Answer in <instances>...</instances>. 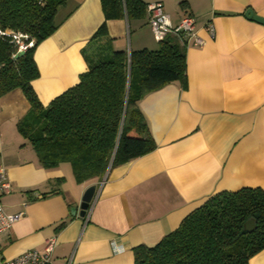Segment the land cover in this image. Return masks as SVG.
<instances>
[{
    "label": "crops",
    "instance_id": "0c3cea01",
    "mask_svg": "<svg viewBox=\"0 0 264 264\" xmlns=\"http://www.w3.org/2000/svg\"><path fill=\"white\" fill-rule=\"evenodd\" d=\"M161 1L174 26L195 17L196 35L177 36L186 51V81H175L140 102L153 151L111 168L88 215L72 165H41L19 123L31 104L23 89L0 96V167L13 190L1 196L8 214L22 213L0 233V258L42 249L56 237L50 264H135L134 250L152 246L212 195L243 187L264 190V0ZM64 23L36 48L40 77L33 86L44 105L80 82L88 70L86 44L106 21L101 0H68ZM146 8L142 16L107 21L114 48L157 49ZM214 26L212 37L207 25ZM73 210L75 213H73ZM250 264H264V249Z\"/></svg>",
    "mask_w": 264,
    "mask_h": 264
},
{
    "label": "trees",
    "instance_id": "16d2710c",
    "mask_svg": "<svg viewBox=\"0 0 264 264\" xmlns=\"http://www.w3.org/2000/svg\"><path fill=\"white\" fill-rule=\"evenodd\" d=\"M101 1L106 21L83 49L88 70L44 105L33 86L40 77L35 50L71 14L63 19L58 14L68 0H0L1 29L34 41L16 58L13 37L0 36V96L23 89L31 107L18 128L41 165L69 163L80 183L99 181L119 163L155 149L140 102L167 84L185 82L187 75L183 42L173 36L159 41L157 49L114 48L107 21L142 16V0ZM251 218L257 227L249 232L244 224ZM263 249L264 190L243 187L212 195L157 244L133 250L135 264H250Z\"/></svg>",
    "mask_w": 264,
    "mask_h": 264
},
{
    "label": "built area",
    "instance_id": "2783aa9c",
    "mask_svg": "<svg viewBox=\"0 0 264 264\" xmlns=\"http://www.w3.org/2000/svg\"><path fill=\"white\" fill-rule=\"evenodd\" d=\"M164 4L161 1L148 3L146 8L149 12V23L152 26L153 34L158 41L166 38L169 35L177 36L182 39L190 40L195 37L197 44H205V40L196 35L195 31V17L192 15H185L181 20L180 24L174 26L171 22L170 15L163 8ZM207 29L212 37H215V29L212 24L207 25ZM11 35L13 37V42L18 45V50L26 51L28 48L34 45L33 40H29V36L22 32H15L11 30H3L0 27V36ZM130 53V52H129ZM111 170V169H110ZM109 170V171H110ZM108 171V172H109ZM108 174V173H107ZM107 181V175L98 181L96 184V192L91 200L88 207V215L91 210L96 205L101 190ZM13 186L9 180L8 171L5 166L0 167V233L11 228L22 216V213L18 214H8L5 211L4 205L1 201V196L11 193ZM57 238L51 237L47 239L45 246L42 249H32L26 251L17 257L10 260H4L0 258V264H50L55 247L57 245ZM71 257L67 264H72Z\"/></svg>",
    "mask_w": 264,
    "mask_h": 264
},
{
    "label": "water",
    "instance_id": "95a60500",
    "mask_svg": "<svg viewBox=\"0 0 264 264\" xmlns=\"http://www.w3.org/2000/svg\"><path fill=\"white\" fill-rule=\"evenodd\" d=\"M246 16L248 18H252V19H255L256 21L264 23L263 17L257 15L256 12L251 8L246 11ZM24 53H25L24 50H20L15 55V57L19 58ZM95 187H96V185H91L90 187H88L86 189V191L83 195L82 207H83L84 211H86L88 209L89 204L95 195V192H96ZM73 213H75L74 210H73ZM256 227H257V224H256V221L254 218H251L250 220L246 221V223L244 224V230L249 231V232L253 231Z\"/></svg>",
    "mask_w": 264,
    "mask_h": 264
}]
</instances>
